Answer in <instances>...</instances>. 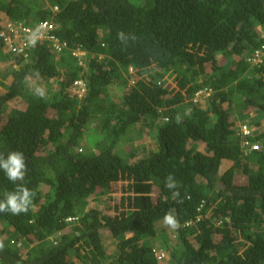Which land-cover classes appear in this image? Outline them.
Instances as JSON below:
<instances>
[{
  "label": "trees",
  "instance_id": "16d2710c",
  "mask_svg": "<svg viewBox=\"0 0 264 264\" xmlns=\"http://www.w3.org/2000/svg\"><path fill=\"white\" fill-rule=\"evenodd\" d=\"M140 2L0 0V35L49 23L67 46L0 38V155L26 165L0 201L35 193L0 212V264H264V0Z\"/></svg>",
  "mask_w": 264,
  "mask_h": 264
},
{
  "label": "built area",
  "instance_id": "2783aa9c",
  "mask_svg": "<svg viewBox=\"0 0 264 264\" xmlns=\"http://www.w3.org/2000/svg\"><path fill=\"white\" fill-rule=\"evenodd\" d=\"M0 35L2 40L3 49L6 52H11L13 54H23L24 51L39 42L49 43L52 48L60 53L67 48L66 44L61 43L56 36L52 33L55 31V27L49 23H43L39 26L38 30L35 32L23 24H9ZM264 39V34L262 36ZM255 58L252 60L254 64L261 63L264 58V47L258 49L254 53ZM76 58H82L84 53L80 50H76L73 54ZM76 93L79 98L83 97L86 93V85L83 81H78L75 84ZM210 92L208 90H202L195 95V101L201 98H208ZM239 136L243 139V148H247L250 151H256L259 149V145L251 143V138L254 136V129L248 125H241L237 130ZM252 144V145H251ZM157 259L159 261L167 260L165 253L157 254Z\"/></svg>",
  "mask_w": 264,
  "mask_h": 264
},
{
  "label": "clouds",
  "instance_id": "9594fccd",
  "mask_svg": "<svg viewBox=\"0 0 264 264\" xmlns=\"http://www.w3.org/2000/svg\"><path fill=\"white\" fill-rule=\"evenodd\" d=\"M119 35H122V32L119 33ZM41 95H43V93H41ZM24 161L25 158L20 152L9 153L6 160L0 155V168L5 171L7 178L13 183L18 180L23 181L26 174V165ZM16 189H22L23 195H19L18 192L7 193L6 199L0 201V212H11L18 215L21 212L26 213L28 211L35 193L30 191L27 187L20 185H18ZM164 219L165 223L172 228L178 227V221L174 216L166 214Z\"/></svg>",
  "mask_w": 264,
  "mask_h": 264
},
{
  "label": "rangeland",
  "instance_id": "374dc122",
  "mask_svg": "<svg viewBox=\"0 0 264 264\" xmlns=\"http://www.w3.org/2000/svg\"><path fill=\"white\" fill-rule=\"evenodd\" d=\"M132 2L135 4L141 3L140 0H132ZM4 52H6V50ZM6 53H8V52H6ZM1 65H3V64L1 63ZM1 77L2 76L0 75V78ZM1 88L4 89L3 86ZM139 130H141V129H139ZM144 131H145L144 133H139V134L134 132L133 136L135 137V140L132 141L131 143L127 144L128 147L123 146V145H121L119 147L121 152H125L124 149L127 150V148H128V150H127L128 152L136 151L137 156L135 158H132V160H131L133 162L137 161L138 159L143 158V156L146 157L155 148V143L152 140L153 136L150 135V133H148L149 129H146V130L144 129ZM162 263L165 264L166 261L161 262V264Z\"/></svg>",
  "mask_w": 264,
  "mask_h": 264
}]
</instances>
